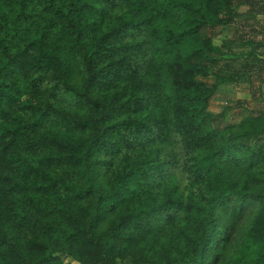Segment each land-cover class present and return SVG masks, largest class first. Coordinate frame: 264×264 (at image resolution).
Wrapping results in <instances>:
<instances>
[{
    "label": "trees",
    "instance_id": "trees-1",
    "mask_svg": "<svg viewBox=\"0 0 264 264\" xmlns=\"http://www.w3.org/2000/svg\"><path fill=\"white\" fill-rule=\"evenodd\" d=\"M240 5L0 0V264H221L226 206L253 215L224 264H264V115L222 126L203 80ZM171 134L186 194L161 175Z\"/></svg>",
    "mask_w": 264,
    "mask_h": 264
},
{
    "label": "rangeland",
    "instance_id": "rangeland-1",
    "mask_svg": "<svg viewBox=\"0 0 264 264\" xmlns=\"http://www.w3.org/2000/svg\"><path fill=\"white\" fill-rule=\"evenodd\" d=\"M248 1H257L260 4H263V12L259 11V7H255L257 10L254 11V13L249 12V6L244 5L248 3ZM238 2L241 4V7L239 6L237 12H239L238 14H241L242 17H237L229 26L214 27L207 30V33L212 39L214 45H225L229 49L226 58L221 60L220 63L212 69L207 78L203 79L207 84H212L214 82L219 83L217 93L213 96L209 103L208 111L214 115L223 114L224 118L222 120V126L225 124L238 123V120H236V106L241 92L236 91L235 87L243 90L244 88L249 87V84L252 86L259 85V75L257 73L249 75V73L244 70L243 66L246 62L250 61V59H245L244 57H240V55L241 53L248 52L251 49L257 53V50L262 48L255 47L254 45L247 43V41H253L254 44L258 45L260 43L256 42L255 38L258 39L263 37L264 0H235V4ZM247 17H252L254 19ZM259 62L260 61H256L252 68H255V70H262L263 63L259 64ZM259 65L262 67H259ZM239 71L241 72V77L238 76ZM232 77H234L233 81H229ZM220 78H224L226 80L229 79V82H219ZM255 83L257 84L254 85ZM251 93L252 95H255L253 92ZM179 140L178 136L171 134L166 137L165 142L160 146L159 158L165 165L161 175L164 178L165 176L166 178L169 175L172 176L176 180L179 188L184 192V194H186L190 181L184 172V152ZM116 161L117 159L115 162ZM164 180L165 179H162L160 181ZM235 212L236 217L234 219L232 218L230 207H222L219 211L220 220L225 222V226H232L233 229L231 233L229 231V234H231L230 240L228 242H221L220 247L217 250L220 255L221 264H224L231 253L237 249L242 238L243 231L253 215L252 210H246L242 216L238 214V210ZM62 258L65 264H78L70 258H66L64 256ZM118 264L130 263L126 260L119 262Z\"/></svg>",
    "mask_w": 264,
    "mask_h": 264
},
{
    "label": "crops",
    "instance_id": "crops-1",
    "mask_svg": "<svg viewBox=\"0 0 264 264\" xmlns=\"http://www.w3.org/2000/svg\"><path fill=\"white\" fill-rule=\"evenodd\" d=\"M262 35H263L262 38H258L259 37L258 36L257 38L259 40L255 38V41L259 42L261 44L262 43L264 44V34H262ZM246 53L247 52L241 53V54H246ZM254 55H256L259 59H262V58L264 59V46L262 48H259L257 50V53H254ZM245 71L247 73H249V75L257 73L259 75V77H258L259 85L257 86L256 85L257 83L254 84L256 86H252L251 84H249L250 86L247 88H244L243 90L235 87L236 91L241 92L239 95V98H238L237 106H236V109H237L236 120H238V122H240L241 120H243L245 118L255 117L258 114L264 115V66H263L262 70L261 69L255 70V68L251 67ZM251 92H253V94H255V95H252Z\"/></svg>",
    "mask_w": 264,
    "mask_h": 264
}]
</instances>
